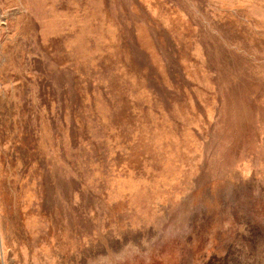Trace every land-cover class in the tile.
<instances>
[{
  "label": "rangeland",
  "instance_id": "374dc122",
  "mask_svg": "<svg viewBox=\"0 0 264 264\" xmlns=\"http://www.w3.org/2000/svg\"><path fill=\"white\" fill-rule=\"evenodd\" d=\"M0 264H264V0H0Z\"/></svg>",
  "mask_w": 264,
  "mask_h": 264
}]
</instances>
